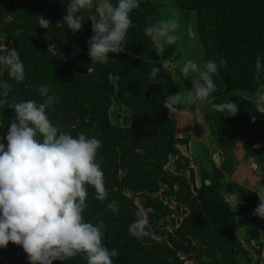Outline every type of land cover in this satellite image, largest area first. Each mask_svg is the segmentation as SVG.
Instances as JSON below:
<instances>
[{"label":"rangeland","instance_id":"1","mask_svg":"<svg viewBox=\"0 0 264 264\" xmlns=\"http://www.w3.org/2000/svg\"><path fill=\"white\" fill-rule=\"evenodd\" d=\"M18 1L21 3L22 0ZM177 1L141 0L162 5L159 13L161 20L175 18L179 23L173 33L176 42L165 45L160 56L155 50L149 56V60H152L149 63L159 67L158 73H161L160 80L154 84L148 81L153 67L140 64L143 60L138 55L140 47L130 42L128 35L124 52L109 53L110 61L105 64H91L87 42L92 35V24L87 19V11H81L82 22L85 20L81 31L73 32L63 22L71 0H53L49 3L48 9L52 12L55 10V15L60 19L52 14L45 16L59 31L58 37L62 39L65 35V43L63 40L62 43L66 50L64 59H67V70L63 78L71 84L84 80L83 85L73 86L79 95L78 106L82 107V112L85 110L86 117L98 114L95 121L91 120L92 117L87 118L91 125L88 122L84 133L101 140L105 136L110 138L112 145H105L100 150H103L102 156L108 159H112L108 150H114L116 159L114 164L105 161L102 168L105 186L110 192L103 201L105 205L114 201L121 212L113 213L107 207L98 212L97 206H90L93 204L88 200L95 198L96 193L91 186H87L88 197L83 217L94 225L104 224L102 243L106 248H113L119 242L126 245L125 240L117 241L121 239L119 229L132 219L123 217L132 215L136 221L138 212L152 208L154 211L147 216L152 235L140 242L141 246L145 248L151 245L147 243L150 238L159 244L164 243L166 248L156 249L152 255L144 250L143 257H148V264H152V259L159 258V255L168 257V249L180 264H264V218L254 214L260 203L255 191H259L264 198V113L258 110L255 102V93L264 85V75L257 78L255 73H250L246 80H237L238 77L221 79L220 75L224 74L219 68L218 74L213 76L216 90L205 102L176 106L178 110H186L187 116L170 114L165 107L164 118L159 116L157 106L160 95L165 99L168 95L182 92L187 95L197 82L196 74L187 77L182 74L187 60L202 64L212 59L208 53H213L217 62L221 57L236 54L229 38L220 35L217 39L212 31L204 36L199 35L196 11L190 13L188 18L184 17L182 10L175 8L177 5L173 7ZM7 3V6H12V11L4 21L9 23L20 4L14 0H7ZM23 3L36 6L37 0ZM185 6L189 8L192 4ZM148 7L143 4L136 10L140 16H149L151 7ZM189 31L195 35L190 36ZM18 33L9 36L0 29V43L4 41L7 49H15ZM146 37L149 49L152 44L155 46L152 39L148 35ZM202 38L212 42L209 43L211 47L203 44ZM44 42L47 53L55 54L60 48L58 43L54 47L48 38H44ZM4 54L0 52V55ZM165 61L167 67L163 66ZM88 67H93L94 72L87 74ZM3 68L0 65V76ZM82 89L85 91L82 92ZM69 90L72 91L70 85ZM72 95L70 93L66 102L73 103ZM227 100L238 105L240 110L236 115L211 108L213 103L220 104ZM62 119L67 121L70 129L77 125L68 114ZM95 127L100 128L98 132ZM151 132H160L157 142ZM0 142L6 146V140ZM97 159H102L99 152ZM253 164L257 167L253 168ZM205 180L211 181V185L205 186ZM234 191L240 193L237 208L226 195ZM121 197L129 201L133 209L124 211L125 208L120 206L123 202ZM94 201L98 203L99 200ZM114 229L116 231H112ZM183 229H187L185 234ZM6 248L9 254L5 257L0 253V264H28L27 255L20 246L10 242ZM216 253L222 258L218 260ZM72 263L87 264V261L79 254L66 261L53 262ZM162 264L167 262L162 260Z\"/></svg>","mask_w":264,"mask_h":264},{"label":"clouds","instance_id":"2","mask_svg":"<svg viewBox=\"0 0 264 264\" xmlns=\"http://www.w3.org/2000/svg\"><path fill=\"white\" fill-rule=\"evenodd\" d=\"M140 3L141 0H71L63 22L68 29L79 32L85 21L82 22L81 11H87V19L92 24V35L87 42L88 56L91 64H105L110 61L109 53L125 51L126 35L133 26L130 14ZM37 17L38 25L48 29L50 21L43 16ZM178 27V20L173 18L159 20L145 28L157 55L163 53L165 45L176 42L173 33ZM189 35L195 34L189 31ZM0 52L5 53L0 55V65L7 68L12 79L22 82L25 68L18 51L7 49L3 41ZM262 60L264 57L256 58L257 78L264 72ZM163 66L167 67V61ZM225 66L224 58L218 62L210 59L202 64L187 60L182 74L185 77L196 74L198 80L187 95L183 92L168 95L164 107L175 116H187L186 110H178L176 106L205 102L216 90L213 76ZM94 70L88 67L87 74ZM159 71V67H153L150 76L155 78ZM9 88L7 82L0 81V106L8 104ZM39 92L45 97L42 103L27 100L11 105L15 119L6 136L0 137L7 142L6 146L0 142V248H5L9 242L20 246L27 255L28 264H53L79 254L84 256L87 264H115L112 258L119 256L118 251L115 248L109 250L102 243L104 224L94 225L83 217L87 186L95 190L98 200L103 201L108 196L104 172L97 162L102 141L85 133L74 137L60 131L46 112L53 103H59V98L48 94L47 85H41ZM255 102L258 110L264 113V85L255 93ZM211 108L227 111L231 116L240 110L230 100L213 103ZM252 167L257 166L253 164ZM204 185L210 186L211 181L205 180ZM255 192L260 203L254 214L264 218V198L259 191ZM226 195L237 208L240 193L234 191ZM107 208L113 213L119 211L114 201L108 203ZM153 211L149 207L137 213V220L128 227L133 237L143 239L152 235L147 216Z\"/></svg>","mask_w":264,"mask_h":264},{"label":"trees","instance_id":"3","mask_svg":"<svg viewBox=\"0 0 264 264\" xmlns=\"http://www.w3.org/2000/svg\"><path fill=\"white\" fill-rule=\"evenodd\" d=\"M26 1L27 0H22L21 3H19L18 0H14L16 4L18 3L20 5L19 7L15 8L14 13L12 14V21L6 23L4 21V19L6 18L5 16L8 15L10 11H12V6H7V0H0V29L9 36L13 35L14 32H19L16 36L17 42H15V49L18 51L25 68V79L19 83L9 76L6 67L3 68L4 71L0 76V81H5L10 85L6 97L8 104L0 106V127H3L0 128V137L7 134L10 123L15 119V112L11 108V105L27 100H34L37 103H42L44 101L45 97L41 96L39 92V88L41 85H47L49 88L48 94L54 95L55 97L59 98V103H53L49 108L46 109L49 120L62 132L69 133L75 137L78 133L85 132L84 129L88 127L87 124L90 123L89 119L87 118L92 117L91 120L95 121V118L98 117V114H91L86 117L85 110L82 112V107L78 106L80 104V102H78L79 95L76 94V90H74L73 86L83 85L84 80L81 79V81H74L71 84L70 81H68L66 78H63L64 72H66L67 70L65 67L67 64V59H64L66 50L63 46V43H65V35L62 37V39L58 37L59 31H56L53 28L51 22L48 29L41 28L38 25L37 16H43V18L48 19L46 17L47 14H52L53 16H56L60 19L59 16L55 15V10L54 12H52L48 9L50 5L49 3H52L53 0H46V2L43 0H37L36 6H31L29 4L23 3ZM263 1L264 0H178L173 5V7L177 5L175 8L182 10L183 16L186 18L191 15L190 13L196 11L198 15L197 31L199 35L204 36L205 33H210L212 31L213 34H216L217 39L220 35L221 37L225 36L226 38H229L231 40V43L233 44L231 47L235 49L236 54H231V57H221L226 60V66L222 68L224 75H220V78L224 79L226 77L228 80H231L233 77H238L237 80H246L250 77V73H255V76L257 75L255 68L256 58L258 56L264 57ZM188 3H191L192 6L189 8L187 6L183 7L184 4L187 5ZM143 4L148 9V6L151 7L150 12H148L149 16H145L143 14H141L142 16H140L138 10H133V12L130 14L133 26L129 28L127 35L131 39L130 42L140 47L138 55L143 59L140 64L143 63L144 65H151L152 60H149V56L155 50V46H153L152 44L150 46L151 48L149 49L150 44L149 42H146L147 37L146 33H144V27L150 26V24H153L155 20L156 22L161 20V18L159 17V13L161 12L162 5L157 6L150 2H141L140 6H142ZM201 15H203L204 17H202ZM220 28L222 30H220ZM44 38H48V40L52 42L54 47L57 45V43L60 44V48H57L56 51L57 54H50L46 52L44 46ZM202 41V43H205L207 47H211V44L209 43L212 42H206V40H204L203 38ZM207 55H209L214 60L213 53H208ZM262 63H264V60H262ZM151 66L153 67V65ZM160 74L161 73H158L155 78L151 77L150 79H148V81H151L154 84L156 81L160 80ZM260 75H264V72H261ZM69 85L72 87V91L69 90ZM69 91L73 94V103L66 102L67 97L70 95ZM83 91L85 90L82 89V92ZM158 99L160 100H158L159 104L157 106L160 111L159 116L163 117V103L165 100V96L160 95V98ZM65 114H68L69 118H73V120H75L74 123H77V125H74L76 127L74 126L73 129L69 128L67 121L62 119V117H65ZM101 117L103 116L101 115ZM157 128L158 127L156 125L155 129ZM94 129L98 132L100 128L95 127ZM151 136L157 142L160 138V132H151ZM101 141H104L102 142L101 148L112 143V140L110 138H106V136ZM100 149L98 150V152L100 153V157L102 159H97V162L100 164L101 168L105 166V161H109V163L113 164L116 163V159L113 155L115 154L114 150H108V152L112 155V159H108L102 156L103 150ZM114 174L115 173H112V175ZM136 183L137 182H135L134 184ZM121 199L123 200V202L120 203V206L121 208H125L124 211H126V209L128 208H132L129 201L128 203L127 200L123 197H121ZM94 200L98 199H90L88 200L90 201L88 203L93 204L90 206L94 208L95 206H97L96 210L98 212H101L102 208L107 207V205L104 204L105 201L99 200L97 203V201ZM120 212L121 211H118V213ZM123 218L126 220H132H130L129 222L126 221V223L121 226L122 228L119 229L121 230V233L118 231L121 235V239L116 240L118 242L120 240H125L126 245L130 244L128 245V247L132 248V250H129V248L126 247L125 244L122 245L120 242L114 244L113 248L119 250V256L112 258L115 261V264H148V262L146 261L148 257L147 259L143 257L144 250L148 251L147 254L152 255L156 251V249L164 250V248H166L164 243L161 242L162 244H159L157 242L151 241L150 238H148L147 243L150 242L151 245H144L145 248L142 247L141 243L146 240L145 238L136 239L135 237H132L128 234V227L131 223H133L134 217L131 215L126 217L124 216ZM93 220H95V218ZM186 230L183 229V234H185ZM112 231L116 230L114 229ZM123 233L124 236H122ZM6 247L0 248V253L5 257H7L9 254V249H7ZM113 248L108 247L109 250ZM173 255L174 253L168 249V257L163 258V256L159 255V258L152 259V261L156 264H162V260H165L167 264H180ZM216 257L218 258V260L222 258L221 255H218V253H216ZM12 259H14L13 256Z\"/></svg>","mask_w":264,"mask_h":264}]
</instances>
